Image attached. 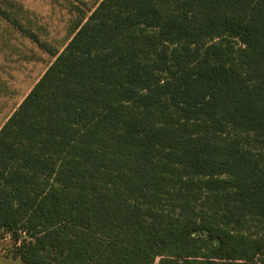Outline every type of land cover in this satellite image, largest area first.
Here are the masks:
<instances>
[{
	"label": "trees",
	"instance_id": "trees-1",
	"mask_svg": "<svg viewBox=\"0 0 264 264\" xmlns=\"http://www.w3.org/2000/svg\"><path fill=\"white\" fill-rule=\"evenodd\" d=\"M24 264H264V0H100L0 128Z\"/></svg>",
	"mask_w": 264,
	"mask_h": 264
},
{
	"label": "rangeland",
	"instance_id": "rangeland-1",
	"mask_svg": "<svg viewBox=\"0 0 264 264\" xmlns=\"http://www.w3.org/2000/svg\"><path fill=\"white\" fill-rule=\"evenodd\" d=\"M99 0H0V42L14 40L0 47V71L14 72V88L23 92L33 84L52 60L22 30L34 34L50 47L60 50L76 25L90 15ZM15 22L16 27L12 23ZM14 29H13V27ZM1 45V43H0ZM7 56V61L6 60ZM13 57V60L12 58ZM27 76L26 78H19ZM7 107L2 109L3 117ZM1 120V119H0ZM0 230V264H24L13 257L15 242Z\"/></svg>",
	"mask_w": 264,
	"mask_h": 264
},
{
	"label": "crops",
	"instance_id": "crops-1",
	"mask_svg": "<svg viewBox=\"0 0 264 264\" xmlns=\"http://www.w3.org/2000/svg\"><path fill=\"white\" fill-rule=\"evenodd\" d=\"M95 7H96V5H95ZM93 9L91 10V12L93 11ZM87 17H83L80 21H78L79 23L76 25V27L74 28V30L72 31V33L70 34V36L68 37V39L66 40V42L64 43V45L62 46V48L60 50H57L56 48L50 47L49 45H47L44 42H40V40L37 38V36L32 34V33L29 34V33L25 32L24 30H22V33L28 39L31 38V40H33V42H35L37 44V46L40 47V49H42L44 51L45 55L52 56V60L49 63V65H50L54 61L55 57L64 49V47L67 45V43L71 40L74 33L77 31L78 26L82 25L87 20ZM12 24L16 27H19V29H20V26L16 25L15 22H13ZM13 29H14V27H13ZM13 40L14 39L12 37H10V40H9V38L6 37L5 41L0 42L1 43L0 47L9 46V43L11 45ZM10 58H12V60H13V57L10 56ZM5 61H7V56H6ZM49 65L45 68V70L49 67ZM45 70L43 71V73L45 72ZM43 73L36 79V81L33 84L28 82V85L26 86L25 90L20 93V92L16 91V89L14 88V86L16 84L8 83V81H14V78L16 76V75H14V72H9L7 70L6 71H0V113L2 112L3 108L7 107V111H4L3 117L0 118L1 119L0 120V128L6 122V120L11 116V114L17 109V107L20 105V103L23 101V99L26 97V95L30 92V90L33 88V86L41 78ZM26 77L27 76H23V77L19 76V78H21V79L26 78Z\"/></svg>",
	"mask_w": 264,
	"mask_h": 264
},
{
	"label": "built area",
	"instance_id": "built-area-1",
	"mask_svg": "<svg viewBox=\"0 0 264 264\" xmlns=\"http://www.w3.org/2000/svg\"><path fill=\"white\" fill-rule=\"evenodd\" d=\"M10 235H8V237H9ZM11 237V236H10Z\"/></svg>",
	"mask_w": 264,
	"mask_h": 264
}]
</instances>
